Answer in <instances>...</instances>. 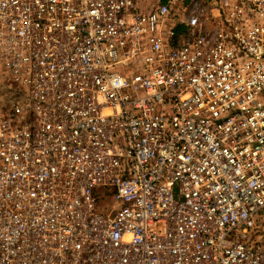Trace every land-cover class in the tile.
Here are the masks:
<instances>
[{
	"label": "built area",
	"instance_id": "2783aa9c",
	"mask_svg": "<svg viewBox=\"0 0 264 264\" xmlns=\"http://www.w3.org/2000/svg\"><path fill=\"white\" fill-rule=\"evenodd\" d=\"M138 1L0 0V264H264V0Z\"/></svg>",
	"mask_w": 264,
	"mask_h": 264
},
{
	"label": "rangeland",
	"instance_id": "374dc122",
	"mask_svg": "<svg viewBox=\"0 0 264 264\" xmlns=\"http://www.w3.org/2000/svg\"><path fill=\"white\" fill-rule=\"evenodd\" d=\"M140 9L149 8L157 4L159 0H139ZM21 89L16 87L9 79L8 74L0 67V113H5L8 111L12 104L16 102H20L22 100ZM121 207V204L119 208ZM115 204L109 203L108 208L104 209L99 208L97 205V211L101 212L105 216L109 213L113 214L115 211ZM263 224H264V214L262 216ZM264 229V228H263ZM264 235V230H263Z\"/></svg>",
	"mask_w": 264,
	"mask_h": 264
}]
</instances>
